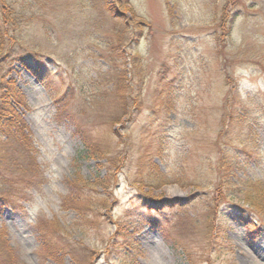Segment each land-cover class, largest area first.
Here are the masks:
<instances>
[{"label":"rangeland","instance_id":"rangeland-1","mask_svg":"<svg viewBox=\"0 0 264 264\" xmlns=\"http://www.w3.org/2000/svg\"><path fill=\"white\" fill-rule=\"evenodd\" d=\"M226 3L0 0L8 41L1 36L0 60L17 53L45 77L37 81L19 56L11 60L6 77L31 106L22 111L24 128L33 133L45 177L27 210H0V226L6 227L21 264H52L38 252L39 216L59 221L74 242L89 247L94 264H188L181 250L172 247L184 234L176 215L181 209L199 216L198 228L188 232L187 240L200 264H264V220L256 221L261 232L252 236L233 207L243 204V183L264 184V0L238 3L241 12L219 49ZM117 33L123 39L113 51ZM135 54L141 56L144 72L142 107L115 123L120 110L107 94L124 67L133 70L129 62ZM162 98L169 108L158 105ZM235 103L240 107L232 115L231 129L228 113ZM68 114L123 160L109 193L96 188L109 197L110 208L96 200L99 217L93 213L85 223L77 210L63 205L62 197L72 184L77 189L85 188V182L106 180L111 164L85 157V145ZM225 123L230 136L218 139ZM142 144L160 172L169 176L148 195L134 182ZM220 147L237 165L210 243L203 216L218 185ZM207 256L210 263L204 261ZM64 259L79 264L68 255Z\"/></svg>","mask_w":264,"mask_h":264},{"label":"trees","instance_id":"trees-1","mask_svg":"<svg viewBox=\"0 0 264 264\" xmlns=\"http://www.w3.org/2000/svg\"><path fill=\"white\" fill-rule=\"evenodd\" d=\"M240 1L227 0L226 5L223 7V16L219 22V26L223 30L222 36L218 40L219 49L222 48L223 40L230 35L232 23L236 21L238 14L241 12L237 9ZM113 6V4H109V8L107 5L110 10L114 8ZM250 8L255 7L252 6ZM3 22L5 21L3 20ZM2 24V21H0V38L3 36ZM142 24H145V22L143 21ZM141 25L140 27H142ZM117 34L119 40L116 39L117 41H114L113 51L118 49L116 47L119 45L120 40L123 39L120 38L121 33ZM4 38L5 36H3V42L5 41V44H7V37ZM10 40L12 42L13 38ZM11 44H14V42ZM18 56L17 53L10 52L3 60H0V210L6 207H10L16 211L27 210V205L34 200L36 194L45 183L44 173L42 172L40 161H38L39 150L36 147L33 133L31 130L24 128L25 123L22 111L30 110L31 106L27 99H25L26 96L16 88L15 82L10 79L6 80V77L11 72L10 67H12L13 63L11 60ZM121 57H123L122 54ZM19 58L26 69L39 81L44 82L45 77L39 74V69L32 67L34 62L27 61L22 56H19ZM31 58L34 60L35 54ZM36 61L39 62V60ZM134 63L137 69L132 66ZM261 64L264 68V62ZM129 65L133 70L124 67L117 74L114 89L107 94L112 97L114 103H116L120 110L119 113L121 115H118L119 119L115 123L121 120L123 121L126 116V120L134 116L137 110L141 109L143 103L142 90L144 85V72L141 66V56L135 54L132 62H129ZM37 66L40 67L39 63ZM61 102L60 100L59 104ZM158 105L165 108L171 106V104L165 101V98H162L158 102ZM238 107H240V103L233 104L231 111L228 113V121L231 123V129L235 123L233 122L232 115H234ZM67 117L75 121L77 135L82 138L85 145V157L105 159L107 163L111 164V167L108 168L109 175L106 177V180L95 179L93 183L85 182V188L77 187V189L76 185L72 184L67 194H64L62 197L63 205L66 208L77 210L85 223L90 222V216L93 213L96 215L92 217H99L97 216L98 211L94 209L95 206L99 205L110 208L111 203L109 204V197L104 195L103 192L96 191V188L97 186L103 187L109 193L108 189L112 187L114 180L117 178L116 172L120 170V164L123 160L120 154L114 152L105 143L102 144L88 126L76 122L75 117L71 114H68ZM230 132L229 127H226L225 123L218 139L224 136L225 138L229 137ZM141 149V156H139L140 158L137 164V177L134 182L140 192L148 195V192H151L150 190L152 188L159 189V187L161 188L165 185L169 180L167 178L169 176L160 172L158 166L153 162L150 155H148L149 150L146 145L142 144ZM228 154V150L225 147H220L219 162L216 168L218 185L215 188L214 197L205 205L206 211L203 216L205 217L204 227L210 243L215 238L221 207L227 199V191L231 185L230 175L237 165L234 159ZM240 190L244 195L243 204L233 206L241 214L238 215L237 219L247 228L250 235L256 236V234L261 232V227L256 221L261 222L264 220V184L257 180L254 183L245 182ZM96 200L99 201L97 205ZM84 202H89V205H86ZM171 203L175 202L172 201ZM188 203L190 202L187 201L184 206L188 205ZM176 215L180 221V225L183 224L185 229L183 228L184 234L180 238V241L175 239L172 247L181 250L183 262L185 260V263L188 264H200L201 259L198 260L196 258L189 248L187 240L188 232L190 233L192 229L198 228L199 216L190 217L185 215L182 209L177 211ZM35 227L39 240L38 252L43 259L47 258L51 260L52 264H67L64 257L68 255L73 261L75 260L79 264H94L92 263L94 252L89 247L74 242L67 235L66 229H64V226L59 221L45 216H39L36 219ZM167 235L169 238H174L170 233ZM204 261L210 263L209 257L207 256ZM0 264H21L17 249L11 245L7 229L4 226H0Z\"/></svg>","mask_w":264,"mask_h":264}]
</instances>
